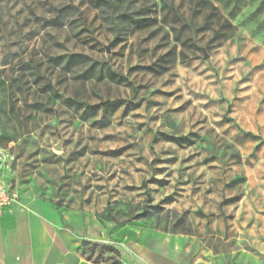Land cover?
<instances>
[{
  "label": "rangeland",
  "instance_id": "374dc122",
  "mask_svg": "<svg viewBox=\"0 0 264 264\" xmlns=\"http://www.w3.org/2000/svg\"><path fill=\"white\" fill-rule=\"evenodd\" d=\"M115 5L0 0V180L264 264V0Z\"/></svg>",
  "mask_w": 264,
  "mask_h": 264
},
{
  "label": "crops",
  "instance_id": "0c3cea01",
  "mask_svg": "<svg viewBox=\"0 0 264 264\" xmlns=\"http://www.w3.org/2000/svg\"><path fill=\"white\" fill-rule=\"evenodd\" d=\"M14 190L17 202L0 214V264H97L87 258L85 241L116 247L123 264H199L189 234L136 219L118 224L100 219L102 208L61 206L54 197Z\"/></svg>",
  "mask_w": 264,
  "mask_h": 264
},
{
  "label": "trees",
  "instance_id": "16d2710c",
  "mask_svg": "<svg viewBox=\"0 0 264 264\" xmlns=\"http://www.w3.org/2000/svg\"><path fill=\"white\" fill-rule=\"evenodd\" d=\"M96 3L99 4L100 10L102 11L104 18L107 20H110L111 22H113L110 18L112 16V11H114L116 5V0H96ZM120 17L122 19L127 20L128 22H130L131 24H137L139 22V19H136L135 14L134 13H127V12H122L120 13ZM228 37H231V35H229ZM226 37V38H228ZM151 208H156V206H150ZM148 209L147 205L143 206V210ZM170 215V213H168V216ZM173 216L176 218L174 220L171 221V231L172 233H183V234H190L192 232V228L190 227L189 223L187 222V218L185 216V214H181L178 215L176 212H173ZM100 219L103 220H111V221H115V218L113 217V215L110 214V218L106 217L104 214H100ZM135 217H132L131 219H128L127 221L133 220ZM125 221V222H127ZM118 224H120L119 222H117ZM161 230L164 231H168L167 228H160L157 227ZM169 232V231H168ZM90 246L89 250L90 252H87V246ZM85 254L87 256V258L89 260H92L93 262L97 263V264H102L104 261V253L106 252H110L112 253V259L113 262L111 264H123L120 258V251L109 244L106 243H98V242H90V241H85ZM93 252H97V255H93Z\"/></svg>",
  "mask_w": 264,
  "mask_h": 264
},
{
  "label": "built area",
  "instance_id": "2783aa9c",
  "mask_svg": "<svg viewBox=\"0 0 264 264\" xmlns=\"http://www.w3.org/2000/svg\"><path fill=\"white\" fill-rule=\"evenodd\" d=\"M19 194L10 185L0 180V214L4 208L17 202Z\"/></svg>",
  "mask_w": 264,
  "mask_h": 264
},
{
  "label": "water",
  "instance_id": "95a60500",
  "mask_svg": "<svg viewBox=\"0 0 264 264\" xmlns=\"http://www.w3.org/2000/svg\"><path fill=\"white\" fill-rule=\"evenodd\" d=\"M56 149H61V145H57L56 146Z\"/></svg>",
  "mask_w": 264,
  "mask_h": 264
}]
</instances>
